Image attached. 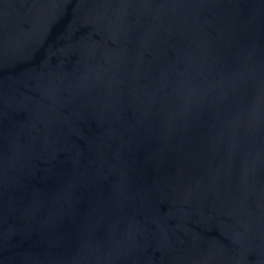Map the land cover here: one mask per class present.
<instances>
[{
	"label": "water",
	"instance_id": "water-1",
	"mask_svg": "<svg viewBox=\"0 0 264 264\" xmlns=\"http://www.w3.org/2000/svg\"><path fill=\"white\" fill-rule=\"evenodd\" d=\"M0 264H264V0H0Z\"/></svg>",
	"mask_w": 264,
	"mask_h": 264
}]
</instances>
